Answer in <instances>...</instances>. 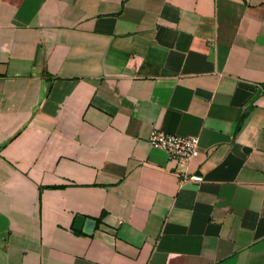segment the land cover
Returning <instances> with one entry per match:
<instances>
[{
    "label": "crops",
    "instance_id": "1",
    "mask_svg": "<svg viewBox=\"0 0 264 264\" xmlns=\"http://www.w3.org/2000/svg\"><path fill=\"white\" fill-rule=\"evenodd\" d=\"M0 264H264V0H0Z\"/></svg>",
    "mask_w": 264,
    "mask_h": 264
},
{
    "label": "built area",
    "instance_id": "2",
    "mask_svg": "<svg viewBox=\"0 0 264 264\" xmlns=\"http://www.w3.org/2000/svg\"><path fill=\"white\" fill-rule=\"evenodd\" d=\"M148 140L153 146L164 149L172 158L180 161L192 159L198 156L201 151L198 135H181L155 128ZM191 178L200 179L202 177L192 175Z\"/></svg>",
    "mask_w": 264,
    "mask_h": 264
},
{
    "label": "water",
    "instance_id": "3",
    "mask_svg": "<svg viewBox=\"0 0 264 264\" xmlns=\"http://www.w3.org/2000/svg\"><path fill=\"white\" fill-rule=\"evenodd\" d=\"M87 222L89 224V228L87 229V232L91 233V232H93V230L95 228L96 220H94V219H88Z\"/></svg>",
    "mask_w": 264,
    "mask_h": 264
}]
</instances>
